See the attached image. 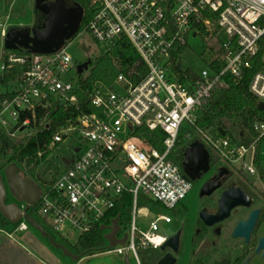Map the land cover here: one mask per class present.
Returning <instances> with one entry per match:
<instances>
[{
    "label": "built area",
    "instance_id": "obj_1",
    "mask_svg": "<svg viewBox=\"0 0 264 264\" xmlns=\"http://www.w3.org/2000/svg\"><path fill=\"white\" fill-rule=\"evenodd\" d=\"M91 7L93 16L77 35L90 34L102 54L129 40L144 64V74L120 68L111 85L96 84L89 100L81 104L82 62L69 52V41L50 54L5 52L0 82L6 73L15 78L0 92V150L5 139L26 146L33 137L53 130L52 111L65 114V124L53 131L45 149H39L38 165L67 141L70 155L32 177L41 194L28 215L39 213L65 239L71 234L80 239L102 226L103 234H108L119 218L117 237L127 234L126 243L109 248L104 234L108 245L101 252L121 256L132 252L136 263L143 264L139 251L160 250L170 236L158 233L159 223L173 219L160 214L148 231H141L136 225L139 198L173 210L192 188L175 160L181 140L201 143L216 165L241 170L247 177L258 175L264 182V115L253 122L247 142L198 123L204 102L216 89L240 82L245 71L254 68L264 47V0H91ZM221 35V53L209 59L201 73L193 71L195 78L180 81L179 74L190 69L182 66L184 51L176 58L175 51L187 49L192 37L219 40ZM217 61L225 64L221 70L213 68ZM259 65L249 89L264 105V53ZM126 196L131 199V218L129 230L120 235L117 205ZM14 225L24 231L30 223L23 218Z\"/></svg>",
    "mask_w": 264,
    "mask_h": 264
},
{
    "label": "trees",
    "instance_id": "obj_2",
    "mask_svg": "<svg viewBox=\"0 0 264 264\" xmlns=\"http://www.w3.org/2000/svg\"><path fill=\"white\" fill-rule=\"evenodd\" d=\"M70 4L80 5L84 9V17L80 27V30H82L93 16L91 0H70ZM44 20L45 15L35 9V27H41ZM186 47L184 46L176 50L174 57L176 58L178 54L185 51ZM7 51L9 50L5 49V52ZM14 51L18 53L28 52L20 49ZM262 53H264V47L261 48L260 54L254 62V68L245 71L243 80L240 82L231 81L229 87L216 89L213 95L204 102L198 121L200 126L212 129L213 131H219L223 134H229L232 137L241 139L243 142H247L250 139L253 122L264 115V110L259 109L258 100L249 89L253 74L260 68L259 63ZM224 65L223 62L217 61L213 65V68L221 70ZM120 68H123V71L126 73L134 69L142 74L145 71L139 54L127 39L122 40L111 53L102 54L97 57L96 61L91 59L88 72L80 75L82 79V90L79 92L81 104L89 100V95L94 91L96 84L111 85L122 71ZM138 76L137 74L134 75L135 78H138ZM195 77L196 75L192 70H187L186 72H181L178 79L185 82L187 79H193ZM14 78L15 75L6 73L1 83L5 86ZM83 108L87 111L91 110L89 106H84ZM42 117L43 113L39 112L38 120H41ZM50 117L55 121L53 130L45 131L37 137H33L26 146H17L11 140L5 139L4 146L0 150V155H8V152L11 151L9 154V162L16 163L19 167V173L27 180L31 179L35 173L39 162L37 159L39 149H45L51 139L53 131L57 127L65 124V114L56 115L55 111H52ZM141 134L148 137L145 130H142ZM158 134L161 133L158 132ZM149 139L152 141L151 138ZM154 145L158 146L156 143ZM182 152L183 150H180L179 154ZM47 155V153H44L43 156L46 157ZM176 159L177 156L175 157ZM117 210L121 214V225H128L131 218V199L129 196L119 201ZM10 225L13 224L9 223L0 213V228L5 229ZM104 242L103 232L99 227H94L91 231L81 236L78 243L84 254H95L103 250Z\"/></svg>",
    "mask_w": 264,
    "mask_h": 264
},
{
    "label": "flooded vegetation",
    "instance_id": "obj_3",
    "mask_svg": "<svg viewBox=\"0 0 264 264\" xmlns=\"http://www.w3.org/2000/svg\"><path fill=\"white\" fill-rule=\"evenodd\" d=\"M67 6L75 5L67 0ZM194 143L181 140L175 157L185 176L192 182L190 192L193 193V206L192 211L189 209L192 215L189 227L192 251L195 247L199 251L204 248V252H208L209 247L212 249L207 258L191 261V264H264V244H261L264 239V182H251L241 170L216 165L208 150V166L199 158L188 159L186 153ZM180 150H183L181 154ZM227 201L240 204L230 210L228 217L208 225L207 221L225 215L222 206ZM185 210H188L187 207ZM255 211H259V214L248 235L235 236L236 226L241 221H248ZM185 228L182 223L173 234L180 233L179 253L183 249Z\"/></svg>",
    "mask_w": 264,
    "mask_h": 264
},
{
    "label": "water",
    "instance_id": "obj_4",
    "mask_svg": "<svg viewBox=\"0 0 264 264\" xmlns=\"http://www.w3.org/2000/svg\"><path fill=\"white\" fill-rule=\"evenodd\" d=\"M35 9L46 16L41 28H20L13 27L6 32L4 37V48L6 50H28L35 54H50L58 51L66 42L72 40L79 32L84 17V9L80 5L73 7L67 6V0H35ZM91 59L78 65V72L84 73L89 69ZM1 81V75H0ZM259 109H264L260 104ZM188 159L199 158L208 166L210 155L207 149L201 143H194L186 153ZM41 194V188L32 179L26 180L20 173L16 163H10L0 174V213L11 224L19 223L25 218L30 225L38 230L43 236H48L50 242L57 248L63 250L64 254L74 260L80 256L75 255L64 244L56 242L44 227L40 225L32 216L28 215L30 206L35 204ZM9 195L18 201L26 203L23 209L16 201L8 202ZM226 201V200H225ZM238 202H228L222 206L225 215L220 218L216 216L212 221H207L208 225H213L216 221L223 220L229 216L230 210L239 205ZM259 211L251 214L248 221H241L235 229V236L238 234H247L253 228ZM204 216V214H203ZM205 218V216H204ZM216 220V221H215ZM106 229L105 226L101 227ZM111 232L105 234V239L109 242L108 247L113 248L118 244H125L128 235L125 234L123 239H118L117 235L121 230L119 218L113 221ZM262 245L264 239H262ZM180 248V233L170 236L165 244L160 247V254L155 264H177L178 253ZM125 264H132L128 255L124 258Z\"/></svg>",
    "mask_w": 264,
    "mask_h": 264
},
{
    "label": "rangeland",
    "instance_id": "obj_5",
    "mask_svg": "<svg viewBox=\"0 0 264 264\" xmlns=\"http://www.w3.org/2000/svg\"><path fill=\"white\" fill-rule=\"evenodd\" d=\"M6 16H9V18H6ZM20 24L25 26L20 28L35 27V0H0V63L2 61V53L5 50L4 38L1 35L2 27L7 29L8 31L13 27L19 26ZM219 38L220 39L218 40V36H205L204 38L192 37L189 41L188 48L181 55L182 66L196 73H201L204 69L207 68L208 60L216 58L218 54L221 53V41L224 40V36L221 35ZM69 42L71 43L69 52L78 62H84L88 59L96 61L97 57L101 56L103 53L102 48L93 40L92 36L88 33H85L83 35H76ZM87 72H85L84 74H86ZM74 76H76V72L74 73ZM5 90L6 89L4 85L0 82V92H4ZM69 147L70 142L67 141L64 142L57 150L53 151L49 160L43 162L40 166L37 165L35 173L33 174V178L36 179V175L46 173L45 170H48V167L50 166H54V168L57 167V165H59L58 161L61 157L70 155L71 150ZM9 164V154L0 155V174L4 173L5 167H7ZM248 178L251 182H255L257 184L261 183L258 175H249ZM14 201H16L21 207L26 205L25 202L18 201L16 200V198L9 195L8 202ZM182 205H184V207ZM182 205V207L178 206L173 210H167L163 207L152 205L146 200L145 196H141L138 202L136 225L138 229L146 232L149 230L150 222L157 218L160 214L169 215L173 219L172 223H165L164 221H161L159 223L160 230L158 233L162 235L172 236L180 227V225L184 223L186 226L184 234V244L183 249L177 255V264H191V261L207 258L208 252L211 251L212 247L208 248V252H204V248L200 249L199 251L197 250V247H195V249H193L192 251V243L189 238V227L192 218V215H190L189 213V209H191L193 206L192 192H190L188 196L183 200ZM186 207L188 210H185ZM30 214L33 216V218H35V220H37L45 227L46 231L51 237L62 242L74 254H77L81 251L78 243V234H71L69 239H65L52 227L47 225L43 217L39 213L30 211ZM29 228L38 234V231H36L31 225H29ZM128 230L129 225H123L120 235H124ZM104 243L105 246L108 245L107 242ZM160 254H162L160 250L153 253H149L147 251H139V256L143 264H155V259ZM112 256L113 255H108V257ZM129 258L132 264H137L132 252H129Z\"/></svg>",
    "mask_w": 264,
    "mask_h": 264
},
{
    "label": "crops",
    "instance_id": "obj_6",
    "mask_svg": "<svg viewBox=\"0 0 264 264\" xmlns=\"http://www.w3.org/2000/svg\"><path fill=\"white\" fill-rule=\"evenodd\" d=\"M6 18H9V16H6ZM17 27L25 26L20 24ZM6 31L7 29L2 27L1 35L3 38ZM4 53L5 50L2 57ZM38 234L30 228L24 231L16 230L15 225H10L5 229L0 228V264H125V256L115 253L104 254V252L84 254L80 251L75 254L80 258L74 260L65 255L63 250L55 247L48 236H43L39 231ZM54 240L62 243L56 239ZM108 255L114 257H108Z\"/></svg>",
    "mask_w": 264,
    "mask_h": 264
}]
</instances>
